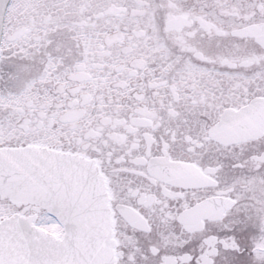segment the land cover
<instances>
[{
	"label": "flooded vegetation",
	"instance_id": "af4514ba",
	"mask_svg": "<svg viewBox=\"0 0 264 264\" xmlns=\"http://www.w3.org/2000/svg\"><path fill=\"white\" fill-rule=\"evenodd\" d=\"M12 7L8 43L41 44L43 62L57 67L63 59L71 73L46 84L53 100L41 84L17 96L23 107L11 140L98 165L115 263L264 264V134L210 137L225 112L264 102V49L233 35L264 18V0H18ZM17 209L0 197V213Z\"/></svg>",
	"mask_w": 264,
	"mask_h": 264
},
{
	"label": "water",
	"instance_id": "95a60500",
	"mask_svg": "<svg viewBox=\"0 0 264 264\" xmlns=\"http://www.w3.org/2000/svg\"><path fill=\"white\" fill-rule=\"evenodd\" d=\"M10 1L0 0V47L5 14ZM260 35L264 36V29ZM248 36L253 35L249 34ZM90 174H93L90 164L74 157L58 155V153L45 150L26 149L20 152H2L0 154L1 194L15 195L14 192H16L24 202H32L46 208L50 214L60 219L65 225L69 238L67 240L70 241V244L83 246V243L89 238L87 240L95 244V253H103V248H106L110 254L112 244L110 245L108 240L111 237V223L110 221L105 222L103 216H98L103 221L102 224L92 223V228L89 226V228L78 229V227L69 226V229L66 223V221L77 222L78 216L76 215V217L74 214H80L85 209L84 214L87 215L95 209L92 208V204H98V195L95 194L94 188H91ZM87 184L91 193L90 198L87 194ZM102 193L100 191V194ZM103 196L105 200L104 193ZM59 199L64 202L61 206L58 205ZM81 203L86 204L82 210ZM87 204H91V209H88ZM99 212L102 213L101 210ZM31 227L32 220H28L22 224L11 221L0 228V264H14L19 260L14 248L15 244L22 247H38L45 257L54 259L49 252L55 243L43 234L33 231ZM92 237L94 239H91ZM88 246H90L89 243ZM98 259L99 264H106V260L102 257H98ZM111 262L110 255L108 264ZM92 263L97 264L95 261Z\"/></svg>",
	"mask_w": 264,
	"mask_h": 264
},
{
	"label": "rangeland",
	"instance_id": "374dc122",
	"mask_svg": "<svg viewBox=\"0 0 264 264\" xmlns=\"http://www.w3.org/2000/svg\"><path fill=\"white\" fill-rule=\"evenodd\" d=\"M218 15L219 12L217 11L215 16L218 17ZM220 16L223 17V14ZM154 18L155 15L152 11L149 20L153 27L155 25ZM144 21L142 19L139 22L144 24ZM226 22L233 25L235 23L234 20H227ZM47 37L48 42H50V36L47 35ZM24 44L13 43L12 45L7 43V41H4L3 44V53L0 59V130H7L5 139L7 137L12 139L11 136L15 135L14 131H16L17 124L21 120V115L17 112V109L23 107L22 100L17 97L19 93L25 94L28 87L36 85L35 88H37V85L41 84L42 88H40V91L42 94L46 99L53 100L55 95L47 88L46 84L50 81L65 83L66 76L71 73L70 62H66L63 59L55 63L57 67L50 66L49 61L52 63L54 61L52 59L43 62L42 54L45 56L43 53L45 46L33 43L30 47H27L23 46ZM47 45L49 44L47 43ZM46 49L51 50L52 48L46 47ZM60 53L64 54L63 50ZM68 60L70 61L69 58ZM62 65H64V68ZM92 118H96V113H93ZM92 118L90 117L89 121H92ZM57 134L61 135V138L66 137L68 139L65 128L62 126L58 127ZM2 137L3 135L0 134V138ZM36 225L55 234L62 232L57 222L44 212L38 215Z\"/></svg>",
	"mask_w": 264,
	"mask_h": 264
}]
</instances>
